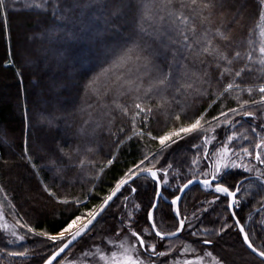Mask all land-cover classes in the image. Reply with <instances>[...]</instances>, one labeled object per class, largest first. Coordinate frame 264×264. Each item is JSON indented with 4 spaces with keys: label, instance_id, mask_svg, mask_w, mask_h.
Segmentation results:
<instances>
[{
    "label": "snow or ice",
    "instance_id": "snow-or-ice-1",
    "mask_svg": "<svg viewBox=\"0 0 264 264\" xmlns=\"http://www.w3.org/2000/svg\"><path fill=\"white\" fill-rule=\"evenodd\" d=\"M22 10L58 56L85 39L96 51L70 110L24 91L9 150L58 213L30 219L0 184V264H229L232 235L244 264H264V0H0L3 64L23 85Z\"/></svg>",
    "mask_w": 264,
    "mask_h": 264
},
{
    "label": "trees",
    "instance_id": "trees-1",
    "mask_svg": "<svg viewBox=\"0 0 264 264\" xmlns=\"http://www.w3.org/2000/svg\"><path fill=\"white\" fill-rule=\"evenodd\" d=\"M112 7H115L114 3L109 6V10ZM38 19L39 17L34 15L32 10L10 14L14 50L17 53L15 58L23 73V85L14 68L4 67L7 48L0 35V139L7 141L4 147L0 148V155L8 161L7 165L0 164V184L5 186L18 208L27 212L30 219L39 221L41 217H47L44 223L51 224L58 213L56 206L39 199L38 178L20 160L19 148L10 151L9 145L21 143L23 127L21 105L25 89L30 106L33 108H47L52 111L70 110L73 104L81 103V89L87 79L85 72L93 66L96 48L93 42L85 39L73 46H66V51L58 56L54 46L43 37L33 42L32 34L38 27ZM97 27L102 33L101 38L111 42L112 34L104 31L103 20L98 22ZM37 36L40 34L37 33ZM43 48L50 49L48 58L37 63V50ZM29 57L32 59L29 60ZM134 155L133 151V155L127 156L126 159L130 161ZM114 174L115 169L105 177V180H110ZM26 190L29 194H26ZM26 195H31V200L27 199ZM34 198L39 199V202ZM254 205L255 201H253ZM250 210L246 207L244 214ZM233 244L235 248L230 246ZM218 250H223V254L232 261L241 263H244L243 258L247 255L234 235L224 237Z\"/></svg>",
    "mask_w": 264,
    "mask_h": 264
},
{
    "label": "rangeland",
    "instance_id": "rangeland-1",
    "mask_svg": "<svg viewBox=\"0 0 264 264\" xmlns=\"http://www.w3.org/2000/svg\"><path fill=\"white\" fill-rule=\"evenodd\" d=\"M15 180H16V179H15ZM25 192H26V194L28 193L27 190H26ZM28 194H29V193H28ZM26 198L29 199V200H31L32 196H31V195H26ZM227 259H228V261H229V264H244V263H241V262L232 261V259H229V258H227Z\"/></svg>",
    "mask_w": 264,
    "mask_h": 264
}]
</instances>
